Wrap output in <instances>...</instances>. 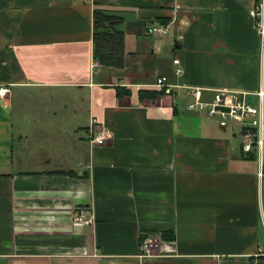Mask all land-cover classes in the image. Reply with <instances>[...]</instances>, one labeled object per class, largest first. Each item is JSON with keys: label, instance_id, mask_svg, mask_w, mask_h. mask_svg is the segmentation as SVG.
<instances>
[{"label": "crops", "instance_id": "obj_1", "mask_svg": "<svg viewBox=\"0 0 264 264\" xmlns=\"http://www.w3.org/2000/svg\"><path fill=\"white\" fill-rule=\"evenodd\" d=\"M260 5L0 0V264H264V130L248 154L240 124L190 109L194 90L260 103ZM95 6L124 16L123 67L95 66ZM162 77L171 94L141 98ZM162 231L176 239L145 256L141 236Z\"/></svg>", "mask_w": 264, "mask_h": 264}, {"label": "built area", "instance_id": "obj_2", "mask_svg": "<svg viewBox=\"0 0 264 264\" xmlns=\"http://www.w3.org/2000/svg\"><path fill=\"white\" fill-rule=\"evenodd\" d=\"M257 23L261 35L264 36V8L260 5L257 10ZM152 33L158 36H168L171 34V27L169 25L160 24L151 28ZM176 67V74L182 75L184 70L179 59L174 61ZM99 63L96 62L95 66ZM154 88H160L165 94H171L173 86L168 83L167 77L159 78L154 85ZM9 93L6 87H0V98H5ZM192 96L195 102L190 105V109L208 110L210 116H220V124L228 126L230 123H237L242 126L243 149L247 153H251L254 148L260 149L263 146L262 133L264 130V89H260L257 93L259 105H255L247 99V96H240L234 92H218L214 100L210 104H206L200 97L199 90H194ZM220 108H228L229 112L222 111ZM89 142L94 146H105L114 138L113 132L99 127L96 121H93L88 128ZM87 210L84 209L78 220L87 225H92L93 217L88 218ZM141 248L145 256L161 255L166 251L165 243L158 236H150L146 238Z\"/></svg>", "mask_w": 264, "mask_h": 264}, {"label": "trees", "instance_id": "obj_3", "mask_svg": "<svg viewBox=\"0 0 264 264\" xmlns=\"http://www.w3.org/2000/svg\"><path fill=\"white\" fill-rule=\"evenodd\" d=\"M123 23L124 16L122 12L95 6L93 32L94 58L99 64L117 68L124 66L125 33L121 28ZM118 92L121 95L123 90L119 89ZM161 94H165V92L163 90H143L140 96L141 98L151 97L156 99ZM150 236H158L163 241H174L176 239L174 231L147 232L141 236V244Z\"/></svg>", "mask_w": 264, "mask_h": 264}, {"label": "water", "instance_id": "obj_4", "mask_svg": "<svg viewBox=\"0 0 264 264\" xmlns=\"http://www.w3.org/2000/svg\"><path fill=\"white\" fill-rule=\"evenodd\" d=\"M222 111L229 112L228 108H220Z\"/></svg>", "mask_w": 264, "mask_h": 264}, {"label": "rangeland", "instance_id": "obj_5", "mask_svg": "<svg viewBox=\"0 0 264 264\" xmlns=\"http://www.w3.org/2000/svg\"><path fill=\"white\" fill-rule=\"evenodd\" d=\"M257 104V103H256ZM257 105H259V103L257 104ZM219 120H220V116H216Z\"/></svg>", "mask_w": 264, "mask_h": 264}]
</instances>
